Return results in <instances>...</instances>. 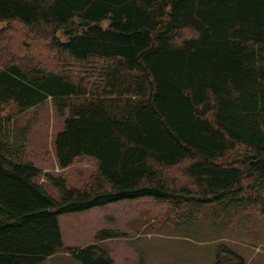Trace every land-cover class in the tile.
Returning <instances> with one entry per match:
<instances>
[{"label":"trees","instance_id":"trees-1","mask_svg":"<svg viewBox=\"0 0 264 264\" xmlns=\"http://www.w3.org/2000/svg\"><path fill=\"white\" fill-rule=\"evenodd\" d=\"M49 99L59 168L93 166L45 175L58 199L8 136ZM262 187L264 0H0V264H114L124 234L65 248L59 216L149 198L193 223Z\"/></svg>","mask_w":264,"mask_h":264},{"label":"rangeland","instance_id":"rangeland-1","mask_svg":"<svg viewBox=\"0 0 264 264\" xmlns=\"http://www.w3.org/2000/svg\"><path fill=\"white\" fill-rule=\"evenodd\" d=\"M64 121L49 99L14 116L8 133L13 149L21 144L23 160L42 171L37 181L55 199L59 193L45 175L64 177L68 186H79L78 176L89 175L93 168L89 162L59 168L54 141ZM220 210L206 206L197 221L179 223L169 219L170 205L144 198L61 215L59 222L66 245L77 249L93 244L103 230L124 234L104 244L114 264H264V187L251 191L242 208ZM47 264L80 263L61 253Z\"/></svg>","mask_w":264,"mask_h":264},{"label":"crops","instance_id":"crops-1","mask_svg":"<svg viewBox=\"0 0 264 264\" xmlns=\"http://www.w3.org/2000/svg\"><path fill=\"white\" fill-rule=\"evenodd\" d=\"M59 224H60V222H59ZM60 229H61V224H60ZM61 233H62V231H61ZM97 233H98V232H97ZM62 238H63V244H64V247H65V248H77V247H69V246H67L66 243H65V240H64L63 234H62ZM95 239H96V236H95ZM107 241H108V240H107ZM107 241H105V242L103 243V245L106 244ZM56 256H58V255H55V256H53V257L48 258L44 264H47V262H49L50 260H52V259H53L54 257H56Z\"/></svg>","mask_w":264,"mask_h":264}]
</instances>
